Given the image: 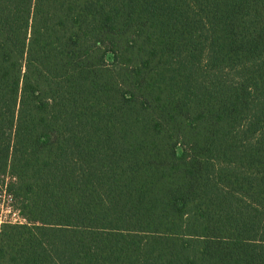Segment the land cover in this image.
<instances>
[{"label": "trees", "instance_id": "16d2710c", "mask_svg": "<svg viewBox=\"0 0 264 264\" xmlns=\"http://www.w3.org/2000/svg\"><path fill=\"white\" fill-rule=\"evenodd\" d=\"M5 175L0 264H264V0H0Z\"/></svg>", "mask_w": 264, "mask_h": 264}, {"label": "built area", "instance_id": "2783aa9c", "mask_svg": "<svg viewBox=\"0 0 264 264\" xmlns=\"http://www.w3.org/2000/svg\"><path fill=\"white\" fill-rule=\"evenodd\" d=\"M16 180L15 176L8 175ZM4 223L25 224L27 218L17 205L16 199L10 191L9 182L0 187V226Z\"/></svg>", "mask_w": 264, "mask_h": 264}, {"label": "rangeland", "instance_id": "374dc122", "mask_svg": "<svg viewBox=\"0 0 264 264\" xmlns=\"http://www.w3.org/2000/svg\"><path fill=\"white\" fill-rule=\"evenodd\" d=\"M177 152L180 154H183L185 156H189L188 153L186 152V150L182 147V146H177ZM8 175L2 176V178L0 179V187L2 185H5L6 182H9V187H10V191L12 192V194L14 195V191L12 190V186L13 183L16 181L13 180L12 177H7ZM12 176V175H11ZM15 184V183H14ZM15 196V195H14Z\"/></svg>", "mask_w": 264, "mask_h": 264}]
</instances>
